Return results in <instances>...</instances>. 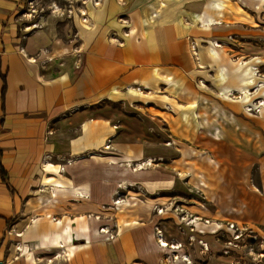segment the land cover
<instances>
[{
  "label": "crops",
  "instance_id": "1",
  "mask_svg": "<svg viewBox=\"0 0 264 264\" xmlns=\"http://www.w3.org/2000/svg\"><path fill=\"white\" fill-rule=\"evenodd\" d=\"M118 5L102 0L93 7L82 24L80 59L55 76L38 63L74 50L57 41L51 54L42 49L39 60L28 58L44 46L45 32L37 31L35 46L28 39L20 54L11 18L15 6L0 5V171L7 175V183L0 175L3 264H167L169 250L158 242L171 239L164 231L160 239L154 234L160 218L152 211L159 199L153 196L172 192L165 181L178 173L213 197V174L201 167L216 165L194 150L208 133L211 149L222 141L213 134V100L226 99L220 94L233 89L226 83L227 63L217 59V48L212 54L213 38L202 51L196 25L211 30L200 24L209 13L196 11L192 19L193 11L187 15L181 3L138 0L126 30ZM216 71L225 84L220 88L213 87ZM246 79L239 78L241 93ZM229 108L239 113L237 106ZM135 114L149 116L155 132H146ZM171 141L178 157L162 147ZM147 159L154 160L152 167L139 173L123 167ZM130 189L146 198H120L121 207H137L107 213L116 196ZM114 221L119 236L108 241L99 228H111ZM16 243L26 251L18 259Z\"/></svg>",
  "mask_w": 264,
  "mask_h": 264
},
{
  "label": "rangeland",
  "instance_id": "2",
  "mask_svg": "<svg viewBox=\"0 0 264 264\" xmlns=\"http://www.w3.org/2000/svg\"><path fill=\"white\" fill-rule=\"evenodd\" d=\"M103 1L111 5L112 0ZM175 1L171 0L172 3L185 5L187 15L193 11L192 19L195 18L196 11H208L213 20L208 19L209 17L201 20L200 17L201 25L211 22L219 24L208 31H203L198 23L196 27L202 51L208 49L204 46H208L210 38H213L212 45L217 43L220 46H213L212 51L215 52L214 48H217V59L227 63L225 72L232 83H228V80L226 83L232 87L233 92L226 97L220 94L226 99L215 96V101L213 100V134L220 135L222 141L213 142L211 149L208 141L210 138L207 137L211 135L208 133L202 136L203 141L197 145L198 151L194 150L202 158H212L213 165H216L212 170L201 167L203 173L213 174V181L216 182L213 197L210 198L208 191L190 183L189 177L182 179L180 174L174 173L172 179L165 181L169 185L167 191L172 192L158 195L160 191H157V196H153L159 199H155L152 211L160 218L154 225V234L160 239L157 236L161 235L160 231H164L167 232L168 239H171L165 241L169 245L167 249L164 247L169 250L165 254L167 264H189V256H192L190 261L193 264H264V109L261 108V103H264V0ZM101 2L102 0H3L0 5L15 6L13 14L16 15L11 18L13 17L12 22L16 28V37L20 39L17 44L20 54H23V43L28 39L35 46L34 35L37 31L45 32L41 39L44 46L39 52L28 55V58L39 60L42 49L51 54L57 41L58 47L67 46L74 50L72 54L55 58L54 61L46 59L38 63L42 70L55 76L60 73L59 69L75 66L80 59L83 52L79 44L82 24L85 23V18L93 14L92 9L94 11ZM117 2L122 9L119 22L129 30V13L138 0ZM186 42L182 41L181 44ZM214 74L213 87L224 86L219 81L218 72ZM242 77H247L248 81L245 80L246 89L241 93L239 78ZM207 85L209 86L208 83ZM231 105L237 106L239 113L230 110ZM135 116L146 132H155L149 126V116ZM202 131L204 128L199 132ZM162 147L169 155L178 157L180 154L172 141L162 144ZM142 162L144 163L140 161L137 165L131 164L138 167ZM136 167L130 169L136 171ZM135 197L146 198L142 191L130 189L128 192H120L116 196V202L120 198L125 201ZM123 201L107 213H117L119 208L137 207H121ZM164 210L167 211L164 213ZM111 219L110 216L106 218L108 222L113 221ZM111 224V228L107 224L100 228L111 229L115 240L119 236L118 225L115 221ZM199 233L202 236L206 234L207 238H202ZM176 239L179 240L178 243ZM159 245L162 246L160 243ZM181 249L185 251L173 252L182 251ZM209 254L213 257L210 258Z\"/></svg>",
  "mask_w": 264,
  "mask_h": 264
},
{
  "label": "bare ground",
  "instance_id": "3",
  "mask_svg": "<svg viewBox=\"0 0 264 264\" xmlns=\"http://www.w3.org/2000/svg\"><path fill=\"white\" fill-rule=\"evenodd\" d=\"M84 21V20H83ZM87 22V18H85V23ZM215 25H219V24H214L213 22L212 23H207V24H202V26L201 27H203V28H210V27H215ZM213 46H215V47H217V48H219L220 46L217 44V43H215V45H213ZM213 53H215V52H212V54ZM32 60V59H31ZM33 62V61H32ZM232 94H230V96H231ZM261 108L262 109H264V103H261ZM76 161V160H75ZM153 161L154 160H152V159H147V160H144V163L142 162L138 167H136L137 168V170H136V172H138V171H142V170H145V169H149L150 168V166L152 165L151 163H153ZM123 167H134L130 162H127V163H124L123 164ZM134 169V168H133ZM134 171V170H133ZM55 187V186H54ZM53 187V188H54ZM123 187V186H122ZM124 187L126 188V186L124 185ZM48 188H49V186H48ZM82 197H84V196H82ZM121 203V201H119L118 203L116 202V204H120ZM193 223V222H192ZM195 223V222H194ZM100 233H108V230H104V231H100ZM109 241V240H108ZM163 244H162V247H165L166 249H167V247L169 246L165 241H161ZM158 243H160V242H158ZM175 248V247H174ZM173 249V248H172Z\"/></svg>",
  "mask_w": 264,
  "mask_h": 264
},
{
  "label": "built area",
  "instance_id": "4",
  "mask_svg": "<svg viewBox=\"0 0 264 264\" xmlns=\"http://www.w3.org/2000/svg\"><path fill=\"white\" fill-rule=\"evenodd\" d=\"M118 202H119V201H117V203H118ZM115 206L118 207L117 204H115ZM100 229H101V231L108 230V229L105 228V227H102V228H100ZM232 229H235V226H232ZM160 233H161V232H159V234H160ZM17 236H19V235H17ZM107 238H108V239L111 238V240H114V238H115V236L112 234L111 229L108 230ZM159 241H160V240H159ZM160 244L162 245L163 243H161V241H160ZM204 247L207 248L206 245H204ZM15 249H16V252H17V255H16L15 259L20 258L24 253H26V251H24V249L20 246L19 243H16ZM187 263H189V264H193L190 260H188Z\"/></svg>",
  "mask_w": 264,
  "mask_h": 264
},
{
  "label": "trees",
  "instance_id": "5",
  "mask_svg": "<svg viewBox=\"0 0 264 264\" xmlns=\"http://www.w3.org/2000/svg\"><path fill=\"white\" fill-rule=\"evenodd\" d=\"M6 86V85H5ZM4 94H5V92H6V87L4 88ZM3 103H4V99H3ZM0 175H1V177H2V179H3V181L4 182H6L7 183V175H6V173H4V171L1 169V171H0Z\"/></svg>",
  "mask_w": 264,
  "mask_h": 264
},
{
  "label": "water",
  "instance_id": "6",
  "mask_svg": "<svg viewBox=\"0 0 264 264\" xmlns=\"http://www.w3.org/2000/svg\"><path fill=\"white\" fill-rule=\"evenodd\" d=\"M0 264H3L2 262H0Z\"/></svg>",
  "mask_w": 264,
  "mask_h": 264
}]
</instances>
